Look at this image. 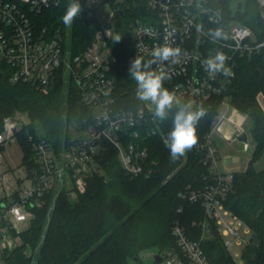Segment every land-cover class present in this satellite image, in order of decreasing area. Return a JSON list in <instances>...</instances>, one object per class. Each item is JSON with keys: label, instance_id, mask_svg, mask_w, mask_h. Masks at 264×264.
Instances as JSON below:
<instances>
[{"label": "trees", "instance_id": "trees-1", "mask_svg": "<svg viewBox=\"0 0 264 264\" xmlns=\"http://www.w3.org/2000/svg\"><path fill=\"white\" fill-rule=\"evenodd\" d=\"M109 1L116 11V34L121 36L119 43L110 42L115 56L111 71L115 78L113 96L118 108L135 110L145 102L136 98V84L128 73L130 61L141 56L134 47L130 23L137 17L146 22L150 19L142 0ZM208 2L222 9L225 23L240 21L255 30L258 41L264 39V20L257 0H239L237 5L235 0ZM68 3L66 0L61 7L46 9L37 18L39 25L54 27L61 23ZM95 30L85 16L74 20L68 42L73 54L90 45ZM236 63L235 76L222 92L193 106H202L206 114L197 125V144L184 156L172 160L163 140L149 137L146 144L150 157L158 162L154 173L148 178L131 177L122 168L117 151L107 143L99 155L100 172L88 178L86 190L76 193V198L66 190L55 198L47 194L42 207L33 208L29 226L17 234L18 245L2 255L1 264H144L147 250L176 247L171 233L176 219L190 237L199 238L202 227L198 222L204 219V209L181 193L204 188L213 181V172L204 164L199 146L224 99L247 115L255 142L247 167L234 173L225 204L253 232L245 245L243 264H264V168L257 170L254 165L264 156V107L260 102L264 95V46ZM10 75L7 65L1 64L0 132L6 117L26 115L27 121L15 131L24 165H34L31 134L45 137L59 148L72 143L69 128L73 122L82 125L78 132L92 122V110L82 104L72 82L65 84L59 79L44 92L32 83L12 82ZM164 85L172 90V82L166 80ZM176 110L174 106L165 120L167 134ZM5 147L0 143L1 152ZM211 229L213 235L203 243L210 263L239 264L217 229Z\"/></svg>", "mask_w": 264, "mask_h": 264}, {"label": "built area", "instance_id": "built-area-1", "mask_svg": "<svg viewBox=\"0 0 264 264\" xmlns=\"http://www.w3.org/2000/svg\"><path fill=\"white\" fill-rule=\"evenodd\" d=\"M65 1L0 0V65H7L11 81L32 83L41 90L49 89L59 79L65 84L72 82L82 104L92 110V122L69 145L57 148L45 137L31 134L34 165H25V172L13 181L4 170V155L0 152V186L4 192L0 198V259L4 249L11 247L13 231L19 242L20 228L30 223L33 208L42 207L47 194L52 193L55 198L62 190L72 195L86 190L88 178L100 172L99 155L107 143L117 151L126 174L148 178L158 162L150 157L146 139L158 136L163 140L167 136L166 121L154 117L151 104L145 102L135 110L116 106L115 78L111 75L115 56L110 45L112 39L106 35L107 31L116 35V11L111 2L80 0L83 11L78 17L85 16L96 30L90 45L73 54L68 45L71 27H66L62 20L54 27H41L37 22L46 9L61 7ZM257 1L264 20V0ZM142 2L150 21L137 17L130 23L134 47L148 59L157 46L166 44L181 49L178 63H157L153 71L168 75L167 81L172 82V90L183 103L191 102L194 106L220 94L235 76L236 60L264 46V39L258 41L250 26L237 20L225 23L222 9L212 7L208 0ZM217 32L219 37L215 36ZM217 51L227 55L226 66L232 75L209 79L201 61ZM232 107L227 99L223 100L219 114L199 146L204 153V164L213 172V181L204 188H189L181 193L184 199L203 207L204 219L198 222L202 233L215 227L228 250L233 243H242L238 230L247 226L225 204L234 172L220 169L221 157L215 140L219 124L226 116L220 113ZM24 117L4 119L0 143L8 145L16 141L15 131L26 122ZM243 132L240 121L237 136ZM171 233L176 247L156 253L160 260L154 264H211L203 247L204 235L190 237L178 219L173 222Z\"/></svg>", "mask_w": 264, "mask_h": 264}, {"label": "clouds", "instance_id": "clouds-1", "mask_svg": "<svg viewBox=\"0 0 264 264\" xmlns=\"http://www.w3.org/2000/svg\"><path fill=\"white\" fill-rule=\"evenodd\" d=\"M82 11L80 0H70L62 22L66 27H71ZM106 35L114 43L121 41L119 34L113 35L107 31ZM215 36L219 37L220 33H215ZM180 55L181 49L165 44L152 50L151 59L145 60L141 56H136L130 61L128 67L129 76L136 84V98L153 106V115L158 121L167 120L174 106L177 109L172 120L171 130L163 139L164 146L169 149L172 160L184 156L197 144V125L206 114L202 106L194 109L191 102L183 103L175 91L165 87L164 82L169 78L165 72L150 70L157 63L165 61L178 63ZM227 60L228 57L224 52L217 51L214 56L202 60L201 64L209 79H215L217 75L230 77L232 71L226 66Z\"/></svg>", "mask_w": 264, "mask_h": 264}, {"label": "rangeland", "instance_id": "rangeland-1", "mask_svg": "<svg viewBox=\"0 0 264 264\" xmlns=\"http://www.w3.org/2000/svg\"><path fill=\"white\" fill-rule=\"evenodd\" d=\"M238 1L239 0H235L234 4L237 5ZM233 24H235V23H233ZM42 91L47 92L48 89L42 90ZM224 113H226L225 108L222 110V113H220V114H224ZM21 115L22 114H20V115L13 114L12 117L13 116H21ZM235 115L239 116V119H240L239 121H241L244 117V115H240V114H238V112H236ZM23 120L27 121V118L24 117ZM81 126L82 125L79 126L78 123H76V122H73L70 125L69 130L71 133V139L76 137L78 130ZM250 126H251V122L247 118L243 124V128H244L243 133H245L247 135V139H246V141H244L246 144L245 151L242 150V147L236 143L229 144L227 141H223V140L220 141L217 138V136H219V133H217V132L215 133L216 144L218 147H220V149H222V151H221L222 155L223 156L224 155H230L231 158H236V156H239V158H240L239 164L241 167L247 166L248 161L251 158L252 151L255 148V142H254V138H253L251 131H250ZM21 127L22 126H20L19 128H21ZM5 146L6 147L4 148V150H2V153L4 155V170L7 171L9 178L11 179V181H13L16 177L21 175L22 172H25V165L22 163L23 162V150H22L19 142L17 141V139H16V141L11 142ZM62 146H64V145H61L60 147H62ZM254 165H255L257 170H261L262 168H264V156L260 160H258ZM66 191H68V190H66ZM68 193L70 194V196L72 198H76L75 194L72 195L69 191H68ZM3 194H4V192L0 186V198L3 196ZM29 224L30 223H27L26 225L21 227L20 230L22 231V228L26 229L29 226ZM238 231L242 237V243H240V244H238L237 242L233 243L232 246L229 248V251L232 254V256L234 257V259L239 264H243L244 263L243 252H244L245 245H246L245 241L253 238V232L248 226H242V227H240V229ZM15 233L16 232L13 231L12 235L10 236L11 247L9 246L6 249H4L3 254L5 253V251L13 250L17 246L18 238L16 237ZM212 233H213V231H212V229H210V230H205L204 234L202 233L201 235H204L205 238L207 239L213 235ZM158 252L164 253L165 251L164 250L159 251L158 249L147 250L145 252V255L143 254L144 264H154V262H155L154 255ZM0 264H1V259H0Z\"/></svg>", "mask_w": 264, "mask_h": 264}, {"label": "crops", "instance_id": "crops-1", "mask_svg": "<svg viewBox=\"0 0 264 264\" xmlns=\"http://www.w3.org/2000/svg\"><path fill=\"white\" fill-rule=\"evenodd\" d=\"M260 102L264 107V95L260 96ZM238 112L240 115H244L243 119L241 120L242 125L247 119V115L239 112L236 108L232 107L231 109L226 111L225 118L220 122L219 124V130L217 133H219V136L217 138L221 141H227L229 144L236 143L242 147V150L245 151L246 144L244 141L241 140L240 137L237 136V128L238 124L240 123L239 116H236L235 113ZM228 118V119H227ZM216 137V135H215ZM219 148L220 153V169L222 171H241L244 170L247 166L241 167L239 162L240 158L239 156H236V158H231L230 155H222V149ZM249 163V161H248ZM248 165V164H247ZM244 168V169H243Z\"/></svg>", "mask_w": 264, "mask_h": 264}, {"label": "water", "instance_id": "water-1", "mask_svg": "<svg viewBox=\"0 0 264 264\" xmlns=\"http://www.w3.org/2000/svg\"><path fill=\"white\" fill-rule=\"evenodd\" d=\"M236 68V65L233 66V69ZM226 84H229L228 82ZM240 139L241 140H246L247 139V135L245 133H243L241 136H240ZM154 259L156 261H159L160 260V256L159 255H155Z\"/></svg>", "mask_w": 264, "mask_h": 264}]
</instances>
